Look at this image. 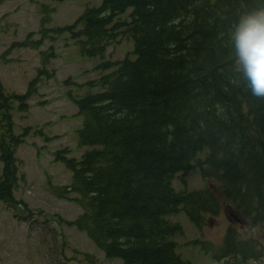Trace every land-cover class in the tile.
Listing matches in <instances>:
<instances>
[{"label":"trees","instance_id":"trees-1","mask_svg":"<svg viewBox=\"0 0 264 264\" xmlns=\"http://www.w3.org/2000/svg\"><path fill=\"white\" fill-rule=\"evenodd\" d=\"M261 4L264 0H99L70 24L51 27L56 34L67 32L83 57L102 59L120 37L133 41L132 51L119 60H100L94 67L98 78L76 84L86 87L84 94L72 97L68 91L76 105L72 117L81 116L76 145L90 147L77 158L67 146L55 149L52 161L61 162L71 177L47 187L53 197L80 206L74 219L49 217L14 196L21 179L14 151L21 139L13 135L9 112L28 107L38 72L45 70H37L22 94L6 93L0 83L1 203L30 224L56 219L73 225L104 257L119 258L116 264H192L176 253L173 238L183 230L168 216L182 210L198 227L203 213L218 210L217 198L230 203L243 224L264 222V100L247 91L228 39L240 15ZM38 6L43 26L52 21L54 7ZM39 51L44 66L53 53ZM190 170L199 171L209 187L174 190V176ZM222 240L213 257L241 256L243 262L261 253L230 225ZM82 255L86 264L96 263Z\"/></svg>","mask_w":264,"mask_h":264},{"label":"rangeland","instance_id":"rangeland-1","mask_svg":"<svg viewBox=\"0 0 264 264\" xmlns=\"http://www.w3.org/2000/svg\"><path fill=\"white\" fill-rule=\"evenodd\" d=\"M40 2L54 7L50 14L52 21L43 26L39 25ZM97 4L99 0H0V83L3 91L25 93L29 80L39 68L45 70L44 74L51 72V76L38 72L36 92L27 97L28 107L24 111L15 107L9 112L13 135L21 139L14 151L19 165L16 175L21 176L14 196L25 200L29 208L41 209L49 217L59 214L64 220L74 219L82 209L72 200L53 197L49 193L48 183L66 184L71 177L70 170L61 162L52 161L54 151L67 146L69 156L77 158L90 147L76 145L75 131L80 126L81 116L72 117L76 105L70 101L68 91L72 97L84 94L86 87L76 84L97 79L99 71L94 68L97 63L121 59L132 51L133 41L120 37L117 42L113 40L108 44L102 59L83 57L67 32L56 34L50 28L70 24L87 5ZM36 40L38 44L33 48L32 43ZM21 42L23 45H19ZM39 50L45 54L50 50L53 53L44 66ZM66 78L70 82L65 83ZM14 106H17L16 102ZM39 129L41 132L37 133ZM1 167L0 163V170ZM199 174L196 170L178 172L171 181L174 190L207 189L209 180ZM210 188H217V185L212 183ZM214 192L220 194L217 190ZM217 199L218 210L203 213V221L198 227L182 210L173 217L168 216L172 221L178 220L183 230L173 238L177 243L176 253L192 264H264V222L231 225L224 210L228 206L233 208L232 205ZM10 210L0 201V264H86L84 252L95 258V264L120 262L119 258L104 257L87 235L73 225L59 222L55 217L46 223L32 220L30 224L29 220L14 217ZM48 224L52 228L46 227ZM229 225L238 230L239 236L250 239L253 246L260 247V255L243 262L241 256L235 260L213 257L212 253L221 246Z\"/></svg>","mask_w":264,"mask_h":264},{"label":"clouds","instance_id":"clouds-1","mask_svg":"<svg viewBox=\"0 0 264 264\" xmlns=\"http://www.w3.org/2000/svg\"><path fill=\"white\" fill-rule=\"evenodd\" d=\"M228 39L247 91L264 100V4L242 13Z\"/></svg>","mask_w":264,"mask_h":264},{"label":"water","instance_id":"water-1","mask_svg":"<svg viewBox=\"0 0 264 264\" xmlns=\"http://www.w3.org/2000/svg\"><path fill=\"white\" fill-rule=\"evenodd\" d=\"M225 212V215L227 216V218L229 219L230 223L231 224H234V223H242L243 221L241 220L240 217H238V215H236L235 213H231L230 212V207H227V209L224 210Z\"/></svg>","mask_w":264,"mask_h":264},{"label":"flooded vegetation","instance_id":"flooded-vegetation-1","mask_svg":"<svg viewBox=\"0 0 264 264\" xmlns=\"http://www.w3.org/2000/svg\"><path fill=\"white\" fill-rule=\"evenodd\" d=\"M225 209H227V207H225ZM238 224H240L239 222H237ZM237 223H234V224H237Z\"/></svg>","mask_w":264,"mask_h":264}]
</instances>
